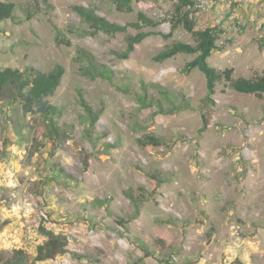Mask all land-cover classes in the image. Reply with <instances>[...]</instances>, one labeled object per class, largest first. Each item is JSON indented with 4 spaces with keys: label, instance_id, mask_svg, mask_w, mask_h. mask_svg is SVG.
Masks as SVG:
<instances>
[{
    "label": "rangeland",
    "instance_id": "rangeland-1",
    "mask_svg": "<svg viewBox=\"0 0 264 264\" xmlns=\"http://www.w3.org/2000/svg\"><path fill=\"white\" fill-rule=\"evenodd\" d=\"M5 1L16 11L0 22V69L65 74L48 97L62 111L54 139L42 116L0 93V252L23 248L29 264H264V95L222 79L210 99L204 74L183 71L195 54L155 60L174 40L195 44L182 25L172 30L175 2ZM76 6L121 24L142 11L158 25L96 31ZM191 18L222 30L212 66L264 74V0H206ZM140 30L172 35L121 57ZM79 49L110 78L87 76ZM148 134L163 142L151 148Z\"/></svg>",
    "mask_w": 264,
    "mask_h": 264
},
{
    "label": "trees",
    "instance_id": "trees-1",
    "mask_svg": "<svg viewBox=\"0 0 264 264\" xmlns=\"http://www.w3.org/2000/svg\"><path fill=\"white\" fill-rule=\"evenodd\" d=\"M174 1V11L172 12L173 24L172 30L182 25L187 31L192 33L195 39V44L174 40L165 45V47L155 56V60L163 62L178 54H195V57L188 61L183 71L189 73L194 69L200 70L207 81V96L211 99L216 91V86L219 81L225 79L231 87L241 93H252L261 97L264 95V74L261 76L246 78L232 76L234 68L227 67L219 70L209 63V58L218 49L217 40L222 32L216 26H210L203 29H195V20L189 16L190 10L186 9L193 4V0H172ZM117 4L120 9L131 10V0H118ZM75 9L81 17L88 22L96 31L103 30L106 33L114 34L117 32H127L129 26L141 29L144 26L156 27L158 22L150 18L145 12L139 11L137 20L128 24L113 22L104 16L99 15L92 8L84 6H76ZM16 5L14 2L0 0V22L7 19H14ZM162 33L159 31H144L140 30L136 34H127L126 49L120 53L123 58H128L135 50L136 44L141 43L146 37L151 34ZM168 38L172 32L165 34ZM260 46H264V40ZM79 55L82 60L86 61L84 73L90 78L102 77L109 79V73L98 64L94 55L85 49H79ZM65 74V69L62 65H57L53 70L45 72L39 69H31L26 72L24 70L6 67L0 69V93H5V99L10 104L18 101L25 114H39L43 118V123L46 129L50 132L51 138L59 136V127L57 118L61 116V109L49 102L48 97L52 96L56 89L60 86L62 78ZM143 106L153 105V102L146 103L145 98L141 99ZM85 111L87 112L90 122L95 123L99 117V112H94L92 107L82 101ZM172 109L168 110L171 111ZM159 112H165L162 107ZM207 127V121L204 122L202 129ZM148 143L153 148L160 145L163 140L148 134L145 139H141L142 143ZM61 173L58 172V175ZM137 211L139 212V202L136 203ZM30 256L23 248H15L12 251L0 252L1 264H29Z\"/></svg>",
    "mask_w": 264,
    "mask_h": 264
},
{
    "label": "built area",
    "instance_id": "built-area-1",
    "mask_svg": "<svg viewBox=\"0 0 264 264\" xmlns=\"http://www.w3.org/2000/svg\"><path fill=\"white\" fill-rule=\"evenodd\" d=\"M193 4L188 6V9L191 10V12L189 13V16L192 17L193 16V10L194 8H204L205 7V3L206 0H193Z\"/></svg>",
    "mask_w": 264,
    "mask_h": 264
},
{
    "label": "flooded vegetation",
    "instance_id": "flooded-vegetation-1",
    "mask_svg": "<svg viewBox=\"0 0 264 264\" xmlns=\"http://www.w3.org/2000/svg\"><path fill=\"white\" fill-rule=\"evenodd\" d=\"M53 246L54 244H49L48 246H46L45 251H48V254H50L49 250H51Z\"/></svg>",
    "mask_w": 264,
    "mask_h": 264
}]
</instances>
